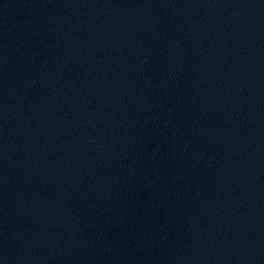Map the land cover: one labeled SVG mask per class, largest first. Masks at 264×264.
<instances>
[{
  "label": "water",
  "instance_id": "1",
  "mask_svg": "<svg viewBox=\"0 0 264 264\" xmlns=\"http://www.w3.org/2000/svg\"><path fill=\"white\" fill-rule=\"evenodd\" d=\"M264 183V0H0V264H228Z\"/></svg>",
  "mask_w": 264,
  "mask_h": 264
}]
</instances>
